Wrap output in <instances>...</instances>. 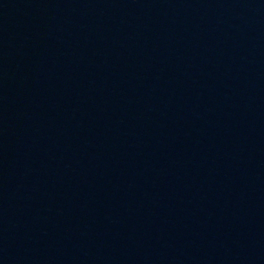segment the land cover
<instances>
[{
  "label": "water",
  "instance_id": "obj_1",
  "mask_svg": "<svg viewBox=\"0 0 264 264\" xmlns=\"http://www.w3.org/2000/svg\"><path fill=\"white\" fill-rule=\"evenodd\" d=\"M0 199L40 264H264V0H0Z\"/></svg>",
  "mask_w": 264,
  "mask_h": 264
}]
</instances>
